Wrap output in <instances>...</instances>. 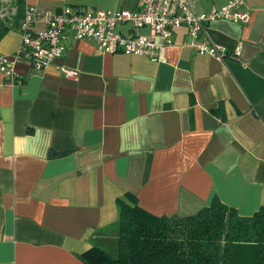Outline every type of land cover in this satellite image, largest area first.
Segmentation results:
<instances>
[{
    "label": "crops",
    "instance_id": "obj_1",
    "mask_svg": "<svg viewBox=\"0 0 264 264\" xmlns=\"http://www.w3.org/2000/svg\"><path fill=\"white\" fill-rule=\"evenodd\" d=\"M227 1L189 0L197 13ZM243 1L246 22L217 18L205 28L228 50L239 43L238 57L220 61L181 45L180 25L162 61L67 36L63 55L46 66L17 59L12 82L0 72V264H86L79 254L92 246L117 252L116 199L126 193L174 217L214 197L239 215L264 205V0ZM138 2L25 5L112 10ZM116 29L125 33L129 24ZM20 41L18 22L0 38V55L10 57ZM56 63L78 77H65Z\"/></svg>",
    "mask_w": 264,
    "mask_h": 264
},
{
    "label": "built area",
    "instance_id": "obj_2",
    "mask_svg": "<svg viewBox=\"0 0 264 264\" xmlns=\"http://www.w3.org/2000/svg\"><path fill=\"white\" fill-rule=\"evenodd\" d=\"M133 9H83L70 4L55 10H41L26 5L19 23L21 41L11 56L0 55V72L9 80L15 81L17 73L14 61L25 59L33 68L40 69L59 59L65 50L62 40L71 36L74 39H89L95 48L102 52L122 51L140 54L154 61H162V48L172 42L173 28L183 25L187 38L181 45L196 52L209 54L223 61L226 55L238 57L241 45L238 43L228 50L214 43L205 35L208 22L223 18L244 23L249 11L243 0H228L220 6L195 12L189 0H138ZM41 26L33 30L34 24ZM119 23L129 24L125 33L116 29ZM146 28L147 32L142 29ZM161 37L158 43L156 37ZM55 68L67 78L76 79L79 71L63 63Z\"/></svg>",
    "mask_w": 264,
    "mask_h": 264
},
{
    "label": "trees",
    "instance_id": "obj_3",
    "mask_svg": "<svg viewBox=\"0 0 264 264\" xmlns=\"http://www.w3.org/2000/svg\"><path fill=\"white\" fill-rule=\"evenodd\" d=\"M13 4V20L0 17V38L23 16L25 0ZM65 153L50 151L49 156ZM116 206V255L92 246L79 254L86 264H264V205L239 215L214 197L196 213L174 217L155 215L126 193Z\"/></svg>",
    "mask_w": 264,
    "mask_h": 264
},
{
    "label": "rangeland",
    "instance_id": "obj_4",
    "mask_svg": "<svg viewBox=\"0 0 264 264\" xmlns=\"http://www.w3.org/2000/svg\"><path fill=\"white\" fill-rule=\"evenodd\" d=\"M14 3V0H1L0 1V17L1 18H6L7 20L9 21H12L13 20V16L16 12V9H15V4ZM108 252L110 253L111 251H109L108 249ZM112 255H116V250L114 249L113 253H111Z\"/></svg>",
    "mask_w": 264,
    "mask_h": 264
}]
</instances>
